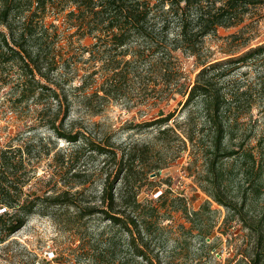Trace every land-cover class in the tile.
<instances>
[{"label":"rangeland","instance_id":"rangeland-1","mask_svg":"<svg viewBox=\"0 0 264 264\" xmlns=\"http://www.w3.org/2000/svg\"><path fill=\"white\" fill-rule=\"evenodd\" d=\"M53 19L45 20L47 26L54 22L58 32L65 34L57 47L43 50L42 63L56 56L59 72L46 73L45 78L37 74V79L53 88H56L58 73L64 80H70L76 73L73 86L81 83L80 78L85 74L95 71H99L95 77L103 79L106 73L101 68L102 60L93 58L96 54L92 46L96 40L88 37L79 42L75 28L67 29L69 20L65 15L56 21ZM261 45H264V0L250 8L240 25L221 27L217 35L208 36L202 59L208 57L209 64L222 62ZM66 59L70 62H64ZM173 62L180 79L160 92L150 91L156 79L150 84L147 79L131 75L118 98L101 104L100 108L97 107L101 101H94L90 108L76 98L67 117H64L65 108L57 109L49 91L41 96L37 92L20 103L19 85L26 75L19 64L3 66L0 70V150H8L14 159L23 160L24 166L17 174L19 183L24 182L23 199L27 195L44 198L68 189L76 181L65 173L66 162L73 159L74 172L80 174L81 188L85 189L84 197L90 201L100 192L105 174H110L111 179L117 175V164L106 160L102 170L108 158L93 151L97 144L111 143L118 159L123 155L136 159L133 173L139 180L142 178L138 180L140 200H149L159 208V226L151 228L149 238L151 255L159 257L156 264H250L255 238L246 227L247 222L219 205L212 194L222 193L223 200L240 208L245 206L243 213L249 214L247 219L260 221L264 234V175L256 180L246 179L250 163L229 159L220 162L218 179L214 182V173L198 147L189 144L184 148L174 137L170 142L161 141L157 139L156 126H142L144 122L170 114L174 117L169 125L174 126L184 121L189 110L198 111L196 106L182 108L184 97L179 93V82L184 83L182 89L191 87L202 70L200 64L194 56L180 51L173 52ZM153 74L155 78L156 72ZM157 79L161 80L160 76ZM218 84L229 93L249 86V100L242 102L240 110L245 112L234 131L237 137L233 147L238 149L239 143L247 138L245 147L253 150L258 161L263 160L264 167V158L259 159L264 154V54L258 62L242 65L218 79ZM156 85V89L161 87ZM69 87L64 84L58 89L59 94L68 93ZM249 104H253L250 111L246 109ZM56 115L57 125L63 124L65 131L73 128L85 138L72 144L58 137L49 127ZM151 171L145 179L143 174ZM121 185L120 180L116 189ZM257 185L259 192L253 193ZM162 194L164 198L160 200ZM42 203L41 211L45 214L30 216L21 229L0 243V264H95L96 260L110 264V257L102 252L110 239H118L119 233L109 227L108 221L99 215L79 221L72 210L47 207L45 200ZM125 257L130 255L124 249L115 259L116 264Z\"/></svg>","mask_w":264,"mask_h":264},{"label":"trees","instance_id":"trees-1","mask_svg":"<svg viewBox=\"0 0 264 264\" xmlns=\"http://www.w3.org/2000/svg\"><path fill=\"white\" fill-rule=\"evenodd\" d=\"M262 2L263 0H0V70L3 66L19 64L26 75V79L19 85V102L29 99L37 92L41 96L49 91L57 109L65 108L64 117H67L76 98L90 108L94 101L102 102L97 107L100 108L101 104L118 98L131 75L147 79L150 84L156 79L152 81L155 85L150 91L160 92L163 87H169L172 82L180 79V72L173 62V52L180 51L194 56L202 70L191 87L182 89L184 83L179 82V93L184 97L181 102L183 109L196 106L198 111L189 110L184 121L177 122L174 126L169 125L173 114L158 116L153 121L144 122L142 126H156L157 139L161 141L170 142V138L174 137L184 148L189 144L198 147L207 167L214 173V182L218 179L220 162L229 159L249 162L246 179H260L264 175L263 160L258 161L253 150L245 147L247 138L239 143L238 149L233 147L237 137L234 131L241 123L242 112H245L240 110L242 102L249 100V86L246 90L239 89L229 93L219 86L218 79L225 78L242 65L258 62L264 54V45L252 48L237 58L212 64L208 63V57L202 59V49L208 36L217 35L221 27L240 25L250 8ZM61 15L69 20L67 29L75 28L74 34L78 36L79 42L88 37L96 40L92 46V51L96 54L93 58L96 61L102 60L101 68L106 73L102 75L103 79L96 78L99 71H95L85 74L80 78L81 83L73 86L72 78L76 73L70 80L62 79V75L58 73L59 77L54 84L56 88L48 87L37 79V74L45 78L46 73L59 72L56 56L46 58V64H43L42 52L46 47H49V51L54 49L61 42L65 32H58V25L54 22L48 27L45 21L48 17H54L53 20L56 21ZM64 62H68V59ZM138 68L141 70L138 71ZM159 76L161 80L157 79ZM95 83L96 86L93 87ZM64 84L70 86L69 92L59 94L58 89ZM156 84L161 87L156 89ZM89 89L92 91L89 92ZM252 106L253 104H249L246 109L250 111ZM57 117H54L49 127L58 137L72 144H78L85 138L73 128L65 131L63 124L57 125ZM110 146L111 143L97 144L93 151L108 158L105 159L102 170H105L106 160H113L117 164V175L115 179H111L110 174H105L99 195H93L90 201L84 197L85 189L81 188L83 183L79 181L80 174L74 172L73 159L66 162L65 173L70 175L71 180H76L74 185H68V189L52 196L42 198L27 195L23 199L26 195L23 191L24 182L19 183L17 175L24 166L23 160L14 159L16 157H12L8 150H0V243L21 229L30 216L45 214L41 211V207H44L42 201L45 200L47 207L72 210L77 216L76 220L82 221L99 215L108 221L109 227L119 233L118 239H110L102 252L105 257H110V264H116L115 259L122 255L124 249L130 257H125L118 264H156L159 257L151 255L149 238L151 228L159 226V208L149 200H140L139 179L133 173L136 159L126 158L125 155L118 159L117 153ZM263 158L262 152L259 159ZM152 172L144 173V178L147 179ZM120 180L122 185L116 189ZM257 192L258 185L253 193ZM221 194H212L213 199L219 205L229 208L242 221L245 220L246 227L255 238L250 264H264L261 222L249 221V214L245 216L243 213L244 205L237 207L236 203L223 200ZM163 198L162 194L160 200ZM93 253L95 257L99 256L95 249ZM94 263L100 264L98 260Z\"/></svg>","mask_w":264,"mask_h":264}]
</instances>
